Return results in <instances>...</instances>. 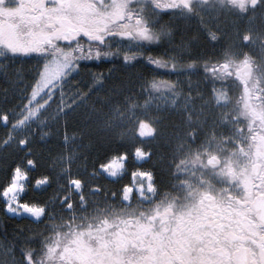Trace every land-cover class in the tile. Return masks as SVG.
I'll return each mask as SVG.
<instances>
[{
  "label": "rangeland",
  "instance_id": "obj_1",
  "mask_svg": "<svg viewBox=\"0 0 264 264\" xmlns=\"http://www.w3.org/2000/svg\"><path fill=\"white\" fill-rule=\"evenodd\" d=\"M243 3L244 9H241L239 3L232 4L231 0H208V3L201 7L199 0H197L194 7L204 13V24L207 28L211 26L215 32H221L223 26L231 29L229 31L231 36L227 41L230 44L226 48L229 51L227 53H230L235 60L241 61L234 71L235 73L245 65L251 66L252 80L250 84L240 79L237 80L235 73L233 84L228 79H223L221 82L216 80V89L225 96L224 100H217L211 91L212 84L202 83L200 86H203L204 89L198 92L201 94L198 96V103L191 107L194 111L188 112L187 107L192 106V104H187L182 109V113L186 115L185 118L183 116L180 118L181 133L178 136L174 135L172 129L173 131L166 130L164 133L156 131L155 136L151 138L138 139L144 151L146 148H153L150 151L152 152L151 157L148 158L147 162L156 156L154 160L158 159L160 164L150 161L151 167L157 173L156 175L165 178V181L161 180L160 182L162 183L160 195L156 190L154 194L146 193L144 200L135 197L134 202L137 204L135 211H130L131 203L125 205L118 196L115 199L112 195L108 196L109 189L105 188L106 191L103 196L101 194L103 191L91 192L85 187L83 195L87 199L88 207L86 209L81 208L79 198L76 197L75 221L80 224L76 226L77 229L74 231L79 238L74 239L72 237L69 245L66 244L63 247L60 257L64 264H117L119 255L116 254V248H120L122 244L129 245V243L119 242L117 236L131 234L130 215L134 214V217L139 219L135 233L140 234L150 222L166 220L172 211L177 210L178 202L172 198L171 192L181 195L182 206L194 202L198 181L199 178H202L200 173L203 170H208V168L198 164L180 165L181 167L177 168L176 165L180 159L179 161H166L167 164L166 162L162 163L161 159H165V157L159 151L156 153L155 150L158 140L168 143L173 139V142H179L178 139L182 134L185 142L187 140L191 142L190 137L192 133H195L196 139L194 143L191 142V153L187 154L181 151L179 155L182 148L178 150L175 143V146L170 147L172 152L169 156H174V158L181 156L188 160L196 151H203L204 148L211 149L219 154L224 164L220 169L221 173L215 174L217 178L224 176L228 171H233L232 169L235 168L236 164H241L231 163L230 157L232 155L242 157L264 155V0H260L255 9L251 7L250 0H243ZM8 4L12 7L0 9V46L9 48L15 46L21 53L39 50L40 56L50 57L49 63L58 59L62 60L65 55L70 57L66 49L79 41L97 45L115 44L124 53L136 50L135 46L138 43L155 44L154 42L142 41L135 36L129 38L123 35L128 31L126 26L135 22L129 20V13L139 12L143 0H127L119 3H108V5H97L89 2L71 4L62 0H52L50 3L41 6L42 9L40 8L39 14L44 15L45 20L41 19L38 22L23 10L26 5L29 7L37 6L33 0H8ZM92 5H95V10H92L94 7ZM217 13L219 14L218 19H213L212 17L216 16ZM178 15L183 16V18H174L169 26L174 30V35L162 39L161 42L165 43L164 45L169 51L168 56L174 57L179 66L188 63V61L199 59L202 55L195 54L200 48L197 38V34H201L198 32L201 26L200 20L196 15L189 16L183 13ZM240 21H243L245 31H241L238 26H235V23ZM48 23H54L55 27L51 30L48 29L46 27ZM226 29L224 28L223 31ZM245 35L251 36L248 43L243 42ZM187 44H190V49L186 47ZM39 63L40 59L36 61L35 70H37ZM73 70H75V63L72 60L68 69L60 74V78L66 79L73 73ZM180 72H185V70H180ZM184 80V83L190 81L187 73L184 75ZM58 84L59 81L53 87L58 86ZM205 88L207 89L205 90ZM237 90H239L238 102L236 107L231 109L228 103H230L231 95ZM163 103L167 108H171L173 105V101L168 98L163 100ZM1 125L5 126L3 123ZM237 128H243L244 131L237 133ZM136 129L138 130V124ZM174 129L177 128L174 127ZM130 132L137 133L135 130ZM233 137L242 144V149H237L236 144L233 143ZM132 164L137 165L133 157ZM179 169L181 170L180 175L177 173ZM99 176L105 178L102 175ZM88 178L90 180H87V185L98 180L92 174ZM167 190L171 192L168 193ZM155 196L159 197L158 201ZM72 199L75 202V198L72 197ZM153 201L154 203H152ZM49 208L53 210L52 206Z\"/></svg>",
  "mask_w": 264,
  "mask_h": 264
},
{
  "label": "trees",
  "instance_id": "obj_2",
  "mask_svg": "<svg viewBox=\"0 0 264 264\" xmlns=\"http://www.w3.org/2000/svg\"><path fill=\"white\" fill-rule=\"evenodd\" d=\"M235 26H238L241 31H245L243 21L235 23ZM224 28L227 27L223 26ZM207 29L214 31L211 26ZM223 29L221 32H216L221 38L218 43L214 44L208 38L205 27H199L198 32L201 34H197V38L200 48L195 54L202 56L184 64L187 66L189 63L195 62L196 71L191 72L187 70L180 72L179 68L177 71L161 70L146 62L147 58L151 56L152 58L164 57L169 59L171 63V57L168 56L169 51L164 42L159 44L138 43L135 46L136 50L127 53L111 43L97 45L79 41L69 46L66 52L75 63V69L78 68V70L74 71L68 80V92L64 97V105L67 106L68 101L73 99L76 93L80 94L76 97L80 103L67 119V144L64 143L65 120L64 118L57 119L54 115L56 104H53L48 111V123L41 125L40 118H37L34 121L26 122L23 126H14L13 122L22 115L19 111V105L24 82L20 81L13 87L3 77H0V112L10 108L16 109L10 114L7 125L2 126L0 123V186L8 183L14 167L19 165L21 168H27V160L34 159L36 167L28 169V199L30 201L36 200L44 203L48 197H55L57 192L62 195L63 190L58 189L57 185L66 184L71 178L84 180V188L86 187L87 190L93 185H98L103 191H101L103 196L106 189H109L108 196H111L112 192L118 195L121 187L119 183L116 184L99 175H94L98 180L91 181L92 184L87 185L91 178L88 177L106 154L114 152L128 151L131 167L133 149L142 147V144L138 142L139 137L130 132L132 130L137 131L136 126L139 120L150 121L156 127V131L161 133L166 132V130H174V135L178 136L181 133L180 118L182 116L185 118L186 115L182 113V109L185 105L192 104L187 108L188 112H193L194 109L191 107L198 103V96L201 95L198 92L204 89L200 85L202 83L212 84V80L206 79L205 72L201 70L205 63L211 67L213 64L219 66L225 61H230L228 73L223 79H228L233 84L235 80L234 71L241 61L235 60L230 53H227L229 51L226 48L230 45L227 41L231 36L229 34L231 29L227 28L224 31ZM126 56L134 57L135 61L126 63L124 60ZM38 59V56L17 57L16 63L7 67H0V73L7 71L14 79L17 78V70L27 75L36 71L34 67ZM186 73L190 78L189 83L183 82ZM232 76H234L233 80H231ZM154 78L178 81L174 92L181 93L179 98L174 92H162L160 94L152 92L147 87V82ZM223 79L217 81L221 82ZM90 85H94V87L90 89ZM89 90L91 91L90 95L88 94ZM238 91L230 97L228 104L231 109L237 105ZM85 95H87V100L83 99ZM5 97L9 99L5 100ZM167 98L178 102L174 107L171 105V108H167L163 103V100ZM57 100H59V96H57ZM186 101L188 102L185 104ZM146 104L147 107L145 108ZM25 138L28 139L30 154L26 149L20 147V141ZM178 140L179 142H173L172 139L168 143L158 140L156 153L159 151L163 157L169 156L172 152L170 147L175 146V143L178 150L182 148L179 155L181 151L187 154L191 153V142L189 140L185 142L182 134ZM145 150L146 152L152 151L153 148L150 147ZM166 161L161 159L162 163ZM154 162L160 164L158 159ZM186 165L191 166L192 164L187 163ZM134 167L137 166L132 164V168ZM44 175L51 176V185L47 192L41 195L38 190L32 187V184L38 177ZM159 178L165 181V178ZM73 198L77 203V198L75 196ZM50 206L57 213L54 221L56 227L52 224L46 225L44 222L37 224L26 218L9 217L3 210V202L0 201V264H13L9 255V249L12 245L17 248V264H20L19 249L22 245L27 246L29 244L35 249L37 257L45 260V264H64L60 254L63 252V247L66 244L69 245L70 240H72L70 233L68 236L64 235L65 232L69 231L68 228L64 227L69 214L61 213L62 205L59 207L58 201L55 203L50 201ZM78 224H80L78 221L72 222L73 230L77 229ZM57 233L60 235L58 236ZM32 237L35 239H31ZM48 245H58V250L52 260H47L44 255ZM25 250L29 249L25 247Z\"/></svg>",
  "mask_w": 264,
  "mask_h": 264
},
{
  "label": "snow or ice",
  "instance_id": "obj_3",
  "mask_svg": "<svg viewBox=\"0 0 264 264\" xmlns=\"http://www.w3.org/2000/svg\"><path fill=\"white\" fill-rule=\"evenodd\" d=\"M251 7L256 8L260 0H250ZM197 0H143V5L140 7L139 12H130L129 20L135 21L134 23H129L126 28L128 31L123 33L126 37H137L142 41L154 42L159 44L162 39L169 38L174 35V30L169 27L174 18L180 19L183 16L178 15L183 13L186 15H196L201 22V26L205 27L206 34L212 43H218L221 38L219 34L215 31H208L207 26L204 24V13L198 8L194 7ZM200 6L208 3V0H199ZM232 4L239 3L241 9H244L243 0H231ZM12 7L8 4V0H0V9ZM218 13L213 19H218ZM251 39L250 35H245L243 37V42L248 43ZM190 49V44L186 45ZM38 56L40 63L38 68L34 72H30L27 75L22 74L17 70L16 77L13 78L7 71L0 73V77H3L6 81L15 87L16 83L23 81V90H21V101L19 105V111L22 113L21 117L13 122L15 125L23 126L26 122H31L40 118V124L48 123V111L51 109L53 104H56L54 109L55 118H64L65 120V137L64 143H68L67 139V119L72 114L73 110L80 103L79 93H76L73 99L68 101L67 106L64 105V97L68 92V80L71 78V74L67 79H61L60 74L68 69L72 60L69 56L65 55L62 60L58 59L54 62L49 63L50 57L40 56L39 50L36 51H24L21 53L15 46L2 47L0 46V67H7L16 63V58L18 56ZM126 63L134 62L135 58L126 56L124 57ZM153 67L164 70L168 69L171 71H177L178 68L181 71L187 70L189 72L196 71L195 62L189 63L187 66L177 64L175 58H171V63L169 59L164 57L152 58L149 56L146 60ZM230 61H225L223 64L217 66L213 64L211 67L207 66L205 63L204 67L201 69L205 72L206 79L210 78L212 80L211 91L216 96L217 100H224L225 96L216 89L215 82L218 79H223V77L228 73V65ZM23 67V65H20ZM75 69L73 70L76 71ZM251 68H249V75H251ZM59 81L58 86L53 87L56 82ZM102 83V81H101ZM178 81H171L165 79H152L147 82V87L151 89L152 92L160 94L162 92H174L177 87ZM94 87V85H90ZM88 94H91L89 90ZM177 98L180 96V92H174ZM190 95V94H189ZM59 96V100H57ZM5 97V100H8ZM87 100V95L83 97ZM177 100L173 101V107L177 103ZM147 104L145 105V108ZM135 108V106H133ZM16 109H7L0 112V123L7 125L9 123L10 114H12ZM243 128H237V133H242ZM156 134V128L150 121L139 120L138 130L136 135L140 139H146L154 137ZM45 135H47L45 133ZM195 133H192L190 140L195 142ZM227 139V138H225ZM233 143L236 144L237 149H242V144L232 138ZM20 147L26 149L30 154L31 149L28 148V139H22L20 141ZM132 157L134 162L139 165L145 160L151 157L150 151H144L141 147H136L132 151ZM221 158L219 154L211 149L204 148L203 151H196L188 160L181 159L176 165L177 168L180 165H185L191 163L192 165H200L205 168H217L221 165ZM226 162V161H225ZM27 168H21L19 165L14 167L11 171L9 181L7 184L0 186V201H3V210L9 213H16L17 215L27 213L33 220L39 224L44 222L46 225L52 224L54 227V221L56 219L57 213L49 208V202L55 203L58 201L62 205L61 213H68V219L65 222L64 227L68 228V232L64 235L68 236L69 233L74 239L79 237L72 228V222L75 220V202L72 197L79 198V206L83 209L88 207L87 199L83 195L84 191V180L80 178L68 179L66 184H58V189L63 190V194L60 192L55 194V197H48L44 203H40L36 200H29L28 192V181L29 173L28 168L34 169L36 167V161L34 159L27 160ZM92 175H103L104 177L110 179L112 182L121 180L125 175L130 177V182L122 184L120 188V199L124 204H130L133 197H137L140 200L145 198V184L147 185V192L155 193L157 186L155 184V174L150 170H145L140 167H134L129 170V153L128 151H119L110 154H106L104 158L98 163L97 167L92 170ZM139 178V183L137 181ZM51 185V176L44 175L38 177L33 181L32 187L38 190L39 194L43 195L47 192ZM91 192H101L102 189L98 185H93L90 188ZM113 199L116 197V193H111ZM59 236L60 233H57ZM31 239H35L32 237ZM27 247L29 250H25ZM58 250V245H48L45 252V257L47 260H52L55 257V253ZM9 255L13 261V264H17V248L12 245L9 249ZM20 264H45V260L38 258L35 249L29 244L27 246L22 245L19 249Z\"/></svg>",
  "mask_w": 264,
  "mask_h": 264
},
{
  "label": "flooded vegetation",
  "instance_id": "obj_4",
  "mask_svg": "<svg viewBox=\"0 0 264 264\" xmlns=\"http://www.w3.org/2000/svg\"><path fill=\"white\" fill-rule=\"evenodd\" d=\"M51 1L33 0L37 6L26 5L23 10L37 22L45 20L44 15L39 14L41 6ZM62 1L108 5L127 0ZM92 6L95 10V5ZM46 27L51 30L55 24L48 23ZM244 157L232 155L230 162L241 164H236L233 171L219 178L215 174L221 173L222 159L218 169L203 170L196 188L197 195L189 205L182 206L181 195L167 190L178 202L177 210L172 211L166 220L146 224L142 233H135L139 219L130 215L131 234L117 236L119 242L129 243L116 248L117 264H264V203L260 205V219L254 207L258 199L264 198V155H247L246 160ZM154 158L150 161L153 162ZM179 159L184 158L165 157L167 162ZM149 162L140 168L155 174L160 195L162 183ZM131 169L132 163L131 167L129 164ZM177 173L180 175L181 170ZM129 182L130 177L125 175L119 184ZM118 196L120 199V189ZM134 198L129 206L131 212L137 209ZM155 198L158 201L159 197Z\"/></svg>",
  "mask_w": 264,
  "mask_h": 264
},
{
  "label": "water",
  "instance_id": "obj_5",
  "mask_svg": "<svg viewBox=\"0 0 264 264\" xmlns=\"http://www.w3.org/2000/svg\"><path fill=\"white\" fill-rule=\"evenodd\" d=\"M249 68H251L249 65H247V66H245V67H243L242 69H240L237 73H235L236 74V76L239 78V79H241V80H243L245 83H249L250 84V82H251V80H252V73H251V75H249ZM219 167H217V168H210V169H218ZM261 203H264V198H261V199H258L257 201H256V203H255V205H254V207H255V210L257 211V213H258V218L260 217L259 216V213H260V210H261ZM260 219V218H259Z\"/></svg>",
  "mask_w": 264,
  "mask_h": 264
},
{
  "label": "bare ground",
  "instance_id": "obj_6",
  "mask_svg": "<svg viewBox=\"0 0 264 264\" xmlns=\"http://www.w3.org/2000/svg\"><path fill=\"white\" fill-rule=\"evenodd\" d=\"M148 161V159L147 160H145L143 163H141V164H139V165H143V164H145L146 162ZM136 164V163H135ZM103 176V175H102ZM106 178V177H105ZM106 179H108V178H106ZM108 180H110V179H108ZM137 181H138V183L140 182L139 181V178H137ZM117 182V181H116ZM146 193H149V192H147V185L145 184V194ZM149 194H151V193H149ZM125 205H129V204H125ZM8 213V216L9 217H12V218H26V219H28V220H30L31 222H34V223H36L34 220H33V218L30 216V215H28L26 212L25 213H23V214H20V215H17L16 213H9V212H7Z\"/></svg>",
  "mask_w": 264,
  "mask_h": 264
}]
</instances>
